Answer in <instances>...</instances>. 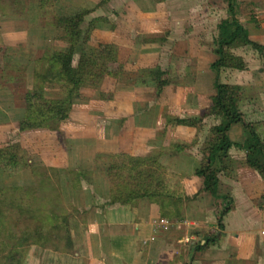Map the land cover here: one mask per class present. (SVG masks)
Here are the masks:
<instances>
[{"label":"crops","instance_id":"1","mask_svg":"<svg viewBox=\"0 0 264 264\" xmlns=\"http://www.w3.org/2000/svg\"><path fill=\"white\" fill-rule=\"evenodd\" d=\"M80 9L91 8L80 7ZM25 10L22 8V10L14 13H0V136L3 134L4 137L2 141H6L11 137L13 139L10 142H17L20 147L26 150L27 147L24 145V140L27 137L26 133L37 135L36 131L44 130L46 133L43 134L47 135V138L41 142L42 145L49 144L50 137L60 134V148L65 144L69 148H73L74 142L76 148L72 151H76L83 146V143H80V141H83V137H86L87 140L93 134L98 136L95 139L96 141H105L109 144V148L103 150L106 154L120 152L129 155H147L149 148L154 146L150 145L146 147V150L143 149L138 152L134 150L135 152L130 153L129 148L122 147L118 142L119 139L126 136L125 131L127 128H125V125L132 121L128 108H123V106H132L135 103L134 100L97 102L99 104L98 108L103 105V111L100 112L102 116L100 121L103 124L107 119L117 120L116 126L118 127L113 130L114 132L109 131V129H97V127L94 128L86 124L85 121L92 120V113L84 112L78 117H73L72 108L78 98L73 101L67 118L60 121L56 129L18 130V121L21 119L23 111L16 103L10 85L12 80L16 79L14 77L20 76V72L27 74L32 72V64L30 61L26 65L27 67L22 69L24 63L20 70L17 63L18 71L15 70L16 68L13 70V73L17 74L10 77L8 50L10 47L25 49L28 42H30L31 34L29 23L25 19L27 15ZM226 17H228V14L225 6L214 22L215 30L216 24ZM233 17L243 28L248 40L264 46V0H234ZM215 35L216 31L214 37ZM62 42L67 47V43ZM102 42L113 43L111 41ZM235 48L237 49L235 55L239 56L245 63L244 68L237 70L221 67L222 69L220 68L216 74V79L218 82L239 87L238 109L242 114V119L244 122L254 123L256 133L264 140V104L260 102V100L264 101V50L259 52L247 45ZM222 70L226 76H223V81H219L218 77ZM210 74H212V82L211 92L207 94L209 96L213 94L212 83L215 77V73L211 70ZM255 74L257 78L254 76ZM21 77L20 81L24 78L26 81V76L21 75ZM201 88L202 86H200V90ZM120 93L121 89H115L113 98L119 97ZM200 96L201 94L196 97V100H201ZM195 106L198 112L196 113L197 116L193 117H199L206 106ZM107 109L112 110L113 114L107 115ZM175 116L181 117L180 115ZM210 116L220 118L215 115ZM203 118L205 116L202 117L201 123ZM221 121L223 122V119ZM124 123L126 124L124 125ZM181 127L183 129L179 131L180 136L185 135L187 132L189 141H195L198 129ZM151 128H144L145 131L139 133L137 127H135L134 130L136 129V131L134 132L138 133V137L146 139L149 137L150 139L152 130L149 129ZM226 135L230 141L240 142L246 136V131L240 124L236 123L228 127ZM89 141L92 142L93 140L90 139ZM122 143H124V140H122ZM171 143L175 142L170 141L165 145ZM163 145L161 144L159 148H164ZM43 148L31 152L41 162L37 163L39 164L37 166L61 168V170L66 171L65 168L68 164L66 163L65 151L59 150L61 153H55L56 149L46 150ZM94 151H97L96 148ZM227 155L225 169L217 174L216 193L219 196L226 195L231 198V206L222 215L220 228L217 227V213L221 208V200L214 199L208 193L202 191L200 189L201 179L192 174L191 170L200 158L191 161L188 172H186L187 167L182 170L180 159L183 162L184 158L191 157L190 154L183 151V153L177 155L180 161H177L172 167L174 173H171L172 171L168 172L166 163L160 161L165 168V190L175 197L177 196V200H181L176 202L168 213L161 211L156 203L149 201L147 198H138L125 204H107V187H105L104 192H101L102 195L100 196L96 194L89 195L91 200L88 203H85L87 194L85 196L84 193L79 195V197L84 196L82 198L83 202L77 200L80 204L76 206L78 211L81 212V216L80 220L74 224L75 227L79 225L80 229H78L79 232L76 230L74 234L81 240L80 244L75 243L77 238L75 239L71 231L72 255L75 257L76 264H264V202L260 199L264 195V182L256 171L246 165L243 150L231 147L228 149ZM60 160L61 162H59ZM27 161L30 165H33L28 158ZM19 167H26L30 170L29 166L13 168ZM71 171L78 172L74 179L75 187L72 188L73 191L78 192L83 188V184H89L88 181L85 182L83 177L86 173H83L81 169ZM66 173L68 182H71L68 171ZM95 198H100L104 201V204L95 208L93 203ZM184 198H188L187 203L184 202ZM159 219L167 220V225H159ZM208 232H213L216 238L203 249L195 250V243L202 244ZM102 238L107 241L106 246H103L100 242ZM78 247L83 249V253L76 252L77 249H80Z\"/></svg>","mask_w":264,"mask_h":264},{"label":"rangeland","instance_id":"2","mask_svg":"<svg viewBox=\"0 0 264 264\" xmlns=\"http://www.w3.org/2000/svg\"><path fill=\"white\" fill-rule=\"evenodd\" d=\"M97 2L98 0H56L51 9L44 8V10L36 11L30 4L31 0H22L23 7L26 9L25 19L29 23L31 39L25 49L10 47L8 50L9 76L17 74L13 73L15 68L18 71L17 63L19 69L25 63L22 68L24 69L33 58L43 52L66 47L65 43L56 38L60 31L50 25L51 11L68 15L79 10L80 7L91 8V12L83 18L80 24L81 29H85L88 21L96 16H105L107 22H97L84 45L85 50L87 52L92 51L100 41L113 42L115 62L109 65V70L115 69L118 64L123 70L115 77L104 75L100 79L85 81L80 88V97L74 102L73 117H78L84 112L92 113V120L85 121L86 124L94 128L97 127V129L113 131L118 127L116 126L117 120L107 119L103 124L100 121L103 105L98 108L97 102L134 100L135 103L132 106H123V108H128L132 121H129L128 125L124 123L125 128H127L126 136L119 139V145L129 148L130 153H133L134 150L136 152L146 150V147L150 145L154 146L149 148L148 155L159 153L158 159L166 163L168 172L174 173L172 167L180 160L182 170L187 167L186 172H188L191 161L202 156L200 149L208 137L209 127L222 121L214 116H205L197 130V138L190 142L187 132L180 136L179 131L183 129L181 125H176L170 119L175 115L181 117L197 116L198 109L195 105L207 106L209 104V95L207 94L211 92L212 74L208 69V63L213 59L210 50L213 47L216 31L214 22L226 6L225 0H108L104 5L95 7ZM3 3L4 11H12L13 7L9 0H4ZM80 47L81 44L76 45V51ZM236 50V48L231 49V52L235 54ZM243 64L245 65L244 62ZM153 68L163 70L165 73L163 77L168 82L158 95L154 94L153 82L143 73V70ZM21 75L26 76V81L25 78L20 81ZM223 76L226 75L223 74L222 70L218 80L223 81ZM254 76L257 78L256 74ZM14 78L16 79L12 80L10 85L11 91L17 99L16 101L19 102V106L22 107L23 102L27 100L22 101L21 97L25 90L30 89L32 84L31 72L28 74L20 72V76ZM200 86H202L201 90ZM115 89H121V93L119 97L113 98ZM43 91L44 98H56L62 95L63 88L58 84H46ZM199 94H201V100H196ZM28 101L32 103V100ZM34 101L36 102L33 104L34 106L42 102V100ZM260 102L264 104L263 100ZM106 113L111 115L113 111L107 109ZM135 127L139 133L145 131L144 128L152 127L149 129L152 130L150 139L149 137L147 139L138 137V133L134 132L136 131V129L134 130ZM36 133L37 135L26 133L27 137L24 140V145L27 147L26 157L30 162L32 161L33 166H37L39 165L37 163L41 162L34 153H31L32 150H40L41 147H44L46 150L56 149L55 153H61L59 150L65 151L66 163L68 164L65 169L68 171L69 177L73 169H81L83 173H86L83 178L89 184H83V188L77 192L72 189L75 185L73 186L72 182H68L65 170L56 168V171H50L51 178L58 183V195L54 189L55 196H58L59 200L61 198V201L60 204L58 201H51L44 208L45 211L55 212L60 209V205L63 206V211L67 214L70 234L72 231V235L75 239L77 238L75 243L77 242L78 245L81 240L74 234L76 230L79 232L78 229H80L79 225L75 227L74 224L80 220L81 216V212L76 207L80 204L77 200L83 202L82 198L87 194L85 203H88L91 200L89 195L100 196L105 187H108V180L105 176L106 164L102 156L106 154L103 150L108 149L109 144L105 141H96L98 136L92 134V137H88L87 140L86 137H83V141H80L83 143L80 150L72 151L76 148L74 142L73 148H69L66 144L64 146L63 143L62 148H60V134L51 135L54 137L49 138V144L42 145L41 142L47 138V135L43 134L46 132L40 130ZM2 138H4L3 134L0 136L1 148L13 139L10 137L6 141H2ZM90 139L93 141H89ZM170 141L182 144L183 149L172 148L171 144L174 143L165 145ZM161 144L165 146L162 149L159 148ZM95 148L96 152L94 151ZM183 151L190 154L191 157L184 158L182 162V159L177 158V155ZM78 154L80 156L77 157ZM32 178L30 170L26 167L13 168L8 166L3 154L0 153V186H25L33 183ZM45 192L46 196H50L51 191L46 190ZM83 193L84 196L79 197ZM187 200L188 198L183 201L187 203ZM93 203L95 204L94 207L97 208L98 205L104 204V201L95 198ZM46 218V216L43 217L45 221L48 220ZM100 242L103 246L107 245L104 238ZM78 248L80 249H77L76 252L83 253V249ZM72 252L73 249L68 253H60L32 245L26 251L24 264H76Z\"/></svg>","mask_w":264,"mask_h":264},{"label":"trees","instance_id":"3","mask_svg":"<svg viewBox=\"0 0 264 264\" xmlns=\"http://www.w3.org/2000/svg\"><path fill=\"white\" fill-rule=\"evenodd\" d=\"M4 0H0V13H14L22 10V0H9L12 11H4ZM56 0H31L33 10L51 9ZM108 0H98L95 7L104 5ZM161 1V0H160ZM29 5V6H31ZM234 0H226L228 17L216 24V35L213 39L211 52L214 59L208 64L215 73L213 94L209 96V104L202 110L199 117H177L170 120L176 125L198 129L202 117L215 115L223 122L209 127V134L200 149L201 158L192 168V174L201 179V190L214 199L221 200V208L217 213V227H221L220 219L231 206V198L218 195L217 173L225 169L228 158L227 151L234 147L245 152V163L261 177L264 182V140L256 133V125L244 122L238 109L239 87L218 82L216 74L221 67L241 70L244 64L241 58L231 52V49L241 45L262 51L264 46L246 38L243 28L233 17ZM94 7V8H95ZM25 9V7H23ZM92 9H79L66 15L52 12L50 25L58 29V40L67 43L63 50H47L32 59V84L21 97L23 111L18 121V130L35 128L56 129L58 123L67 118L75 99L80 97V88L85 81L100 79L104 75L115 77L122 72L119 64L109 70V65L115 62L114 45L110 42H98L92 51H86L85 43L97 22H107L105 16L91 18L85 29L80 28L83 18ZM81 47L76 51V45ZM77 53V54H75ZM264 56V55H263ZM140 72V71H139ZM143 73L153 82L154 93L158 95L168 84L163 77L164 71L159 68L143 70ZM46 84H58L63 88V95L57 98H44L43 88ZM17 100V99H16ZM28 100H32V103ZM34 100H42L34 106ZM18 104L19 102L16 101ZM19 105V104H18ZM240 124L246 131V136L240 142L228 139L226 131L231 124ZM172 148L181 150L182 144H171ZM176 150V151H177ZM4 160L10 167L29 166L33 176L32 184L25 186H0V264H24L27 249L36 245L60 253L72 251V240L67 214L60 205L58 211H45L51 201H58L57 184L50 176V171L57 169L44 166H33L27 161L26 150L17 142H9L2 148ZM158 154L129 155L126 153H108L102 157L106 164L105 176L108 180L107 204H125L138 198H147L158 205L161 211L168 213L178 197L165 190L164 166L158 159ZM78 172H72L70 180ZM51 191L46 196L45 191ZM264 202V195L260 198ZM186 200V198H184ZM46 216L47 221L43 219ZM46 218V219H47ZM216 237L208 232L203 243H195V250H200L211 243Z\"/></svg>","mask_w":264,"mask_h":264},{"label":"built area","instance_id":"4","mask_svg":"<svg viewBox=\"0 0 264 264\" xmlns=\"http://www.w3.org/2000/svg\"><path fill=\"white\" fill-rule=\"evenodd\" d=\"M167 220H165V219H159V222H158V224L159 225H161V226H166L167 225Z\"/></svg>","mask_w":264,"mask_h":264}]
</instances>
